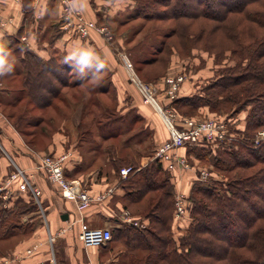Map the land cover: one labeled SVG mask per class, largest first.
<instances>
[{
    "label": "trees",
    "instance_id": "1",
    "mask_svg": "<svg viewBox=\"0 0 264 264\" xmlns=\"http://www.w3.org/2000/svg\"><path fill=\"white\" fill-rule=\"evenodd\" d=\"M22 1L26 8L32 3ZM137 9L139 12L135 10L133 18L173 19L174 25L158 44L155 39L148 44L146 35L140 42H134L129 54L135 68L162 63L165 71L154 77L156 81L164 76L173 52L181 60L190 57L193 51L206 52L216 65L211 70L214 79L199 86L196 93L177 94L170 105L175 112L188 117L197 110L200 114L204 107L217 112L212 115L221 117L234 137L218 147L213 156L209 149L186 147L188 158L192 154L199 160L210 156L208 164L219 179L211 176L205 182L193 180L189 184L183 224L173 217L171 173L155 160L137 169L135 153L126 147L129 140L139 136L141 129H134L135 123L142 120L139 115H120L114 98L110 104L103 99L107 89L77 78L69 64L64 63V57L44 58L22 46L19 36L13 47L19 69L13 74L19 76L21 87L4 102L6 107L15 109L6 117L21 135L31 134L27 128L40 125L41 117H34L21 100L29 98L33 108L40 112L56 100L57 111H61L63 106L72 108L64 89L79 86L84 89L73 123L77 140L91 144L88 150L94 155L90 163L95 155H105L110 169L103 174L116 180L122 189L120 200L145 204L138 216L146 221L143 227L123 222L111 230L106 246L119 244L121 250L109 264H264V140L254 142L256 132L264 127V0H139ZM199 21L213 24L208 28ZM196 23L199 25L193 31L191 27ZM137 30L133 35L138 34ZM218 32L225 37L216 40ZM128 35L121 33L125 42L131 39L126 38ZM240 111L246 114L241 116ZM48 119L47 124L54 126L53 130L63 131L61 123ZM42 129L46 135L52 132L47 127ZM90 163L85 161L75 169H66L65 176L84 171ZM129 165L134 170L125 178L119 176L118 169ZM36 172L46 179L42 170ZM16 198L9 207L0 209L2 240L10 235L29 234L35 227L32 219L39 215V211L34 213L37 202L30 194ZM38 199L42 206L41 194ZM14 228L21 232L10 233Z\"/></svg>",
    "mask_w": 264,
    "mask_h": 264
},
{
    "label": "rangeland",
    "instance_id": "2",
    "mask_svg": "<svg viewBox=\"0 0 264 264\" xmlns=\"http://www.w3.org/2000/svg\"><path fill=\"white\" fill-rule=\"evenodd\" d=\"M99 1L100 0H98L97 2L100 4ZM101 1L103 3H101L99 6H96L94 9H96L97 14H99V16H100V17H98L99 19H102V20L106 19V21H104V22L102 21V23H99V24L105 26L106 29L108 30V34L110 36V38L108 40L111 43L110 46L112 48V51L107 50V54L105 57L106 70H103L100 73L98 80H90V82L97 83V85L100 84V86H103V88L108 90V93L102 95L103 99H105L106 103L110 104L112 102L111 99L114 98L115 104H117L116 111L120 115L124 116V115H129V114H132V115L138 114L139 117L142 119L139 122L137 121L135 123V126H134V129H136L138 131H139V129H141V131H139V136L137 138L135 137V138L129 140L128 145H126V147H128L132 152L135 153L136 160L138 161L137 164L139 165V167H141V166H144L145 164H147L149 162L152 163V160H154V159H151V156L154 152L153 150H155L156 146L159 144L160 141H162L164 138H167L166 136H168V132L165 129V127H164L162 121L160 120V118L158 117V115L154 112V110H152V107L149 108V110L145 109L144 107L143 108L139 107V105H140L139 102H142V104H144V105H146V103H143L141 95H140L139 91L137 90V88L135 87L133 78L137 77V79H139L141 82H143L145 84L149 83L150 85H153L154 87L156 86L157 90L161 92L163 90L164 80L167 76H170V75L176 76L178 74H180V75L183 74L184 79L182 80L181 87L179 88V91H180L179 94L180 93L181 94H183V93L193 94V93L198 92L199 86H205L208 84V82H210L214 79L215 76L210 75L211 74L210 70H215L216 65L213 64V58H211V56L208 57L207 53L204 51L202 54L200 52L193 51V52H191V56L184 59V60H181L177 56V53L173 52L172 53L173 55L170 58L169 66L167 67V70H166L164 76L159 77L155 81L154 77L157 75H161L165 71V70H163L164 65L162 63H159V62L156 63L155 62L153 64H142V65H140L139 68H135V64H133V61L131 60V57L129 54V52L132 50L130 48L135 44L134 43L135 41L137 42V40H139V42H140L141 39L145 35H146L145 41H147L148 44H150L152 42V40H154V39L157 40L156 43L158 44V42L160 41L162 36L167 31H169L170 28L174 25L173 19L146 21L145 19H143L141 17L140 18H133L135 13L139 12L137 9V7L139 8V0H138V2H137V0H136V2H135V0H101ZM22 5H23V1H22ZM24 7H25V5H24ZM123 7L125 9H123ZM107 9H111L112 12L110 13V11ZM109 13L112 15H107ZM199 22H202V21H199ZM120 23H122L123 26L120 27ZM202 23H204L203 25L208 27V28L213 24V22H211V21H203ZM197 25H199V24L198 23L194 24L193 27H191V29L193 31H196L195 29L197 28L196 27ZM136 29H138L137 32L138 31L139 32H138V34L136 33L133 35V33L135 32ZM123 31L126 34H129L126 38L130 37L131 38L130 41L125 42L124 39H122L121 33ZM222 37H225V34L223 32H218V33H216L214 38H216V40H218L220 38V40H221ZM9 52L11 53L10 59L12 61H14V64H15L13 72H16V70L19 69L18 63L16 62V57H14V54L11 51H9ZM113 52H114V54H113ZM100 54H98V55L100 56ZM59 56L60 55H58L56 57H59ZM127 62H129L131 64L130 68L127 67V65H126ZM185 64L187 65L186 70H185V66H186ZM107 66H108V68H107ZM107 70H113V73H111V75H109L110 73H108ZM189 70H191V71H189ZM194 71H196V72L201 71L203 75H199V76L192 75ZM194 74H196V73H194ZM8 75H10V74H8ZM114 78L117 79L116 85H115V89L117 88L116 89L117 93L116 92L114 93V91L112 90L114 88L110 84V83H113ZM5 79L7 81V77H4V80H1V77H0V111L4 112L5 118H7L8 117V116L6 117V115H8L7 113H9L10 111L15 110V109L9 108L6 106L3 107L4 102L2 103V101L11 99L13 96H15L17 94V91L21 87V83H20V78L17 74H14L12 77H10V79L7 82L5 81ZM121 82L128 84L133 89L132 90H124L123 94H121L122 92L120 93V90H119V87H121V86H119V84ZM65 88H67V87H65ZM123 88H124V86H123ZM136 90L139 94V96H138L139 102H136V100H135L134 94L135 93L137 94ZM64 91L70 100V104H71L72 108L68 106V108L66 109V106H63V110H61V111L65 110L63 118L61 117L62 116L61 111L60 110L57 111L59 104L56 100L53 101L51 105L44 107V109L41 110V112L38 111L37 109L33 108L34 105L32 103H30L29 98H25V99L21 100L22 105H25L27 108L31 109V112H33L34 117H37L38 115H40V117H41L40 125L31 126V127L27 128L28 130L30 129L31 134L21 135L22 138L24 139L25 143H27L28 145H31L32 147L36 148L40 152L47 148V150L50 151L49 153H51V149H49V148H51V146H50L51 142H53L52 141V135L53 134H51V133L56 132L55 130H53L54 126L52 127V126H50V124H47V123H49L48 118H54L56 124L61 123L63 132H65V133L68 132L69 136H70V134H72V136L75 134V129L73 127L74 126L73 123L76 121V113L75 112H77V110L80 106V105L78 106V99H80L81 96L83 95L84 89L79 86V88H75V89L67 88V89H64ZM126 101H128V103H129V101L130 102H136V104L134 103L135 104L134 107H127L125 105ZM79 104H80V102H79ZM240 112H241V114H240L241 116L246 114L245 111H240ZM176 113H177V115L182 116V114H180V112H178L177 110H176ZM198 113H199V110L195 111V113L191 114V116H189V117H195L198 115L206 116L208 114L212 115V114H215L217 112H210L207 109H205V107H204L203 111L200 114H198ZM71 114H72V116H71ZM240 115H237L236 117L240 118L241 117ZM65 116H67V117H65ZM212 116L216 117L215 115H212ZM10 120L11 119L8 117L7 121L11 123ZM237 122H240V121L238 120ZM140 125H142L141 128H140ZM226 125H227V123H226ZM46 127L52 131V132H49L47 135L45 134V129H42V128H46ZM226 128H227V132L232 133L228 130V126ZM92 130H94V128H92ZM130 134H132V131L130 132ZM126 136H128V133ZM61 141L63 142V140H61ZM69 141H71V143L73 142V144H76V148L75 147L69 148V145H67L66 149H64L62 151V152L69 151L71 153L68 156V159L66 160L65 170L69 169L71 164H74L76 161H80V163L82 162V165H83V162H85V161L90 163L91 162L90 159H91L92 155H94L93 151L88 150V147L91 144L86 143V142L81 143L78 140H76V138L73 139V137H69ZM96 141H97V139H96ZM227 142L228 141H226V140H224V141L220 140L217 142L204 141L201 143L199 142L200 144L194 145V146H197L198 148L202 147V148L209 149L211 152V155L213 156L214 154H216L215 150L218 147H220L222 144L227 143ZM60 145H62V144H59V142H58L57 146H60ZM57 146L54 143V147H57ZM185 149H183V151H182L184 155H186ZM75 150H78L80 152V156L77 154V152ZM122 152H124V150H122ZM43 153H45V152H43ZM95 156H96V158L93 160L90 167L88 169L86 168L84 173H82L83 174V180H84L83 184L85 187L89 188L90 190L100 189L105 185V182L111 181L110 178L106 179L105 177H103L104 176L103 172L110 169V165H109L108 161L105 160V155L104 154H98ZM188 156L190 158H188V157H185V158H186L187 162L192 166L193 170H195V172L198 169H204V170L206 169L209 172V174L207 175V178L203 180L204 182L207 179H209V177H211V176L214 177L213 179H215V180L219 179V177L217 178V176H215L216 173L214 172V170L212 171L211 164H208V161L211 159L210 156L207 155L205 157V159H203V160L197 159V157L194 156L193 154L188 155ZM140 157L144 158L143 165H141L139 163ZM8 165H9V167L6 166V168L4 170L5 172L3 173V175L0 174V185L4 184V181L7 179L8 174L11 173L12 171H14V167H12V169H9L11 167V163H9ZM74 165H78V162H76ZM100 171H102V173H100ZM189 172H191V174ZM171 175L173 178L174 175L173 174H171ZM80 178H82V177L80 176ZM194 178L195 177H193V172L191 170L188 172L182 171L181 172V178H180V188L182 190H184V188H186L187 185H189L193 180H196ZM185 179H186V181H185ZM172 181H173V185H174V194H173V207H174V196H175V193L178 189V184L175 182L174 178ZM203 181H201V182H203ZM93 182H95V183H93ZM4 192L8 196V198L4 199L0 196V209L9 207L12 204V201L13 200L15 201L17 199L16 197H18L19 195L23 196L24 198L29 197V194L31 195L29 190L11 191V190L5 189V190H3V193ZM39 192H40V189H39ZM40 194H41V192H40ZM40 194H39V196H40ZM185 194H186V200H187V191ZM31 197L33 198L32 195H31ZM146 197H148V195H146ZM120 202H121V204L118 203L117 206L121 207V205H123L124 207L123 206L122 207L129 210L130 213L134 216H140L142 213L140 211V209L142 206L145 205L144 202L143 203H136V204H128L127 202L125 203V201H122V200ZM35 204H36V206H35L34 213L36 211H39L38 213L40 214L41 210H44V209L40 208L39 204H37V203H35ZM41 207H44L43 202H42ZM50 209H52V211L56 210V208H50ZM35 216H37V215L35 214ZM47 217L50 218V216H47ZM41 219H42V217H41ZM32 220L34 223H36V224H34L35 226L40 223L39 218L34 217ZM100 221L101 220H99V223L96 224L97 226L101 225ZM183 223L184 222H182L181 224H183ZM41 225L44 226V224H41ZM94 227H96V226H94ZM14 230L15 231L10 230V233L14 234L15 232H21V229L17 230L16 228H14ZM46 233H48V230ZM34 234L38 235V233L32 232L29 234L28 233L27 234H19L17 236L16 235H10V236H8V238H4L3 240L0 239V258L8 257L10 255V253L15 249H19L21 247L24 248L25 245L27 244V241L31 240L32 238L35 237ZM59 240H61V239H58L56 241V243L54 244L55 246ZM33 244H39V246H40L41 240H37L34 243L32 242L29 245H33ZM117 245L120 246L119 244H117ZM24 250L25 249H23L22 251H19V252L22 253V252H24ZM58 256H60V258L62 257L61 255L56 254V262H57V260H59ZM88 261H90V260H87V262ZM87 262H85V263H87Z\"/></svg>",
    "mask_w": 264,
    "mask_h": 264
},
{
    "label": "crops",
    "instance_id": "3",
    "mask_svg": "<svg viewBox=\"0 0 264 264\" xmlns=\"http://www.w3.org/2000/svg\"><path fill=\"white\" fill-rule=\"evenodd\" d=\"M97 1L98 0H86V2L83 4V11L81 12L85 18H91V20H94L98 25H100L99 23L106 21V19L102 20L98 18L100 16L97 14L96 9L94 8L103 2L100 0L99 4ZM123 9L125 8L123 7ZM107 10H109L110 13L112 12L111 9ZM110 13L107 15H112ZM0 14L13 15V25L9 27L8 30H3L0 32V44H2L8 51H11L12 53L13 47L17 41V36H19V39L21 36H25V42L22 41V46L27 47L31 51L36 52L44 58L51 56L56 57L60 55L58 57L59 59L64 57L67 50L69 49L85 47L94 49L97 54L101 53L102 55L100 54V56H103L102 58L104 61H106L105 57L107 50L112 51L110 41L98 32L92 31L90 32L89 36L80 38L76 35L61 30L58 23L59 14L56 0L45 1L43 13L39 19L34 18L35 11L32 9V3L30 4V7L26 8L24 5H22L21 0H0ZM121 26H123L122 23H120V27ZM107 71L110 73L109 75L113 73V70ZM13 73L14 72L10 73L8 76L6 75L1 77V80H4V77H7L8 81L10 77L14 75ZM192 75L199 76L203 74L201 71H194ZM116 80L117 79L114 78L113 83H110L115 92L117 89H115ZM119 86H121L119 87L120 93L122 92L121 94H123L124 90L133 89L128 84L123 82H121ZM134 96L136 102H139L138 92L137 94L135 93ZM5 101L3 100L2 103ZM136 102L129 101L128 103V101H126L125 105L127 107H134ZM139 104V107L141 108L144 107L148 110L151 108V106L147 104L144 105L142 102H139ZM3 107H5L4 103ZM51 134H53L52 141L56 144V146L58 142L59 144H62L60 146L54 147V143L51 142V148H49L51 149V154H60L64 149H66L67 145H69V148H76V144H73V142L71 143V141H69V137H73V139L76 138L77 140L76 131L73 136L72 134L69 136L68 132L65 133L63 131H56ZM61 140H63V142ZM75 151L80 156V152L78 150ZM34 152L36 153L40 151L25 143L21 134L16 129H14L13 125H11V123L7 121V118H5L4 113L0 111V174L3 175L6 166L9 167V163H11V167L9 169H12L14 165H18L27 173V175L30 177V181L40 189L41 200L44 205L43 209L45 208L42 214L35 216V218L40 219V223L37 224L33 231L30 232H36L38 235L34 234L35 237L31 240H28L24 248L21 247L19 249H15L10 254L22 251L23 249L30 246L29 244L32 242L34 243L37 240H41V245L39 246L38 251L33 255L26 256L21 260H14L9 264H42L44 262L52 264V255L54 257L55 264H84L87 262V260H90L93 264H109L110 261L116 260V255L118 254L119 250H121V245L118 246L117 244H111L109 247H107V244H105L103 246L84 247L82 243L76 239L75 236L79 229V222L77 220L79 213L75 209V205L71 200L61 197L58 189H56L54 185L47 183L46 179L41 175V172H36L35 158L32 156ZM41 152L47 153L50 151L46 148ZM76 162H78V164L80 163V161ZM139 163L143 165L144 158L140 157ZM74 164H71L69 168L73 167L75 169L77 165ZM90 165L91 163L87 169L90 167ZM84 171L82 170L76 174L73 173L74 175H72L71 172L69 174L67 173V177L77 178L81 176L83 178L82 173H84ZM189 173L191 174V172ZM69 175H72V177ZM103 177L109 179L107 176ZM178 177L181 178V172L178 173ZM111 181L116 180L111 178ZM188 187L189 185H187V187L182 191L186 192ZM121 193L122 189L118 187L116 193L102 205L93 203L87 208H84V210H82V216L85 223L91 227H106L108 229L119 227L120 222H118V219L115 218L114 215L117 214L118 211L117 207L119 206H117V204H121V200L119 198ZM50 208H56V210L52 211ZM63 213L67 214L66 219L61 218ZM47 216H50V218ZM99 220H101V225L97 226L96 224L99 223ZM41 224H44V226ZM47 230L48 233L53 236V240L51 242L46 238L48 235V233H46ZM58 239L61 240H59L55 246L54 244ZM56 254L62 256L61 258L58 256L59 260H57V262Z\"/></svg>",
    "mask_w": 264,
    "mask_h": 264
},
{
    "label": "built area",
    "instance_id": "4",
    "mask_svg": "<svg viewBox=\"0 0 264 264\" xmlns=\"http://www.w3.org/2000/svg\"><path fill=\"white\" fill-rule=\"evenodd\" d=\"M47 0H32V9L35 11L34 18L39 19L44 10V3ZM58 7V23L61 30L76 35L80 38L89 36L90 32L95 31L103 35L107 40L110 38L108 30L103 25H98L94 20L87 19L81 11H74L70 8L68 0H56ZM34 13V12H33ZM14 23L13 15L0 14V32L8 30ZM20 40L25 41V36H21ZM130 68L131 64L126 63ZM132 71V70H131ZM183 75V74H182ZM170 75L164 80L163 90L160 92L157 87L141 82L139 79L133 78L135 87L139 91L143 103L149 104L152 110L160 117L165 129L168 132L167 138H164L153 150L151 159H154L162 165V168L174 175L178 189L174 196V212L173 217L177 222L184 221L187 215L186 192L180 188V178L178 173L182 171H192L194 179L203 181L207 178L209 172L205 169L193 170L192 166L187 162L183 149L187 146L198 144L201 141L217 142L220 140H230L234 137L227 132V125L220 117L219 119L212 115L203 117L179 116L169 105L179 94L184 75ZM160 96V97H159ZM162 102V103H161ZM264 140V127L259 129L255 134L254 142ZM69 151L60 154H48L43 152H34L32 156L35 158V168L44 173L48 183L56 186L60 195L67 200H71L75 209L79 213L78 222L79 229L77 238L84 247L103 246L111 239V230L106 227H91L85 223L82 216V210L93 203L103 204L108 201L117 191L116 181L105 182V185L96 190H90L83 184V178H69L65 176V163ZM138 169V167H137ZM133 166H122L118 169L119 176L122 178L133 171ZM172 176V175H171ZM172 178V177H171ZM30 177L25 174L17 165H14V171L8 174L4 184L0 185V196L4 199L8 196L3 190L26 191L29 190L34 200L39 204L38 196L40 194L38 187L31 184ZM95 183V182H93ZM41 208V207H40ZM42 213V210H41ZM122 222L133 224L137 227H143L145 220H140L134 216L129 210L118 207L115 214ZM47 240H53V236L48 233ZM39 244H33L25 248L24 252H15L8 257L0 258V264H9L14 260L24 259L26 256L35 254L38 251ZM52 264H55L53 255L51 256ZM84 264H93L88 261Z\"/></svg>",
    "mask_w": 264,
    "mask_h": 264
},
{
    "label": "clouds",
    "instance_id": "5",
    "mask_svg": "<svg viewBox=\"0 0 264 264\" xmlns=\"http://www.w3.org/2000/svg\"><path fill=\"white\" fill-rule=\"evenodd\" d=\"M70 8L74 11H83L86 0H68ZM11 53L0 44V77L10 74L14 70V61L10 59ZM64 63L69 64L79 79L98 80L100 73L106 68L105 61L94 49L77 47L67 50Z\"/></svg>",
    "mask_w": 264,
    "mask_h": 264
},
{
    "label": "water",
    "instance_id": "6",
    "mask_svg": "<svg viewBox=\"0 0 264 264\" xmlns=\"http://www.w3.org/2000/svg\"><path fill=\"white\" fill-rule=\"evenodd\" d=\"M23 45H25V44H23ZM61 218H62V219H66V218H67V214H66V213H63V214L61 215Z\"/></svg>",
    "mask_w": 264,
    "mask_h": 264
}]
</instances>
